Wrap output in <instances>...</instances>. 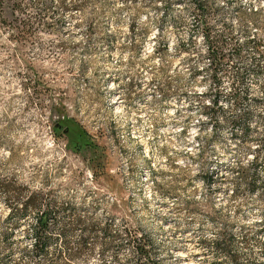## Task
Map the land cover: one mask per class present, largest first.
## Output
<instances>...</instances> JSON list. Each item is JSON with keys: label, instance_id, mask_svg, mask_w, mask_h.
<instances>
[{"label": "rangeland", "instance_id": "obj_1", "mask_svg": "<svg viewBox=\"0 0 264 264\" xmlns=\"http://www.w3.org/2000/svg\"><path fill=\"white\" fill-rule=\"evenodd\" d=\"M26 1L33 29L0 24V178L110 224L80 258L136 264L132 233L162 264H264V0Z\"/></svg>", "mask_w": 264, "mask_h": 264}, {"label": "trees", "instance_id": "obj_2", "mask_svg": "<svg viewBox=\"0 0 264 264\" xmlns=\"http://www.w3.org/2000/svg\"><path fill=\"white\" fill-rule=\"evenodd\" d=\"M86 1L71 0L69 5L64 0L61 4L65 8L69 6L74 9L84 6ZM163 1L169 3V0ZM194 3L197 12L202 13L206 1L194 0ZM29 6L31 4L26 0H0V24L15 32L14 35L27 34L34 27L33 23L24 17L29 13ZM8 16L12 19L10 20ZM206 37L208 39L210 37L208 31ZM218 49L214 45L209 48L213 66L219 65L226 57V54L219 52ZM262 69L264 71V64ZM214 77L216 78V75ZM74 122V118L64 115L63 119L52 125V130L57 137H60V133H64L70 138L72 134L70 124ZM79 132L84 144L83 148L96 149V144L87 138L88 132L82 128ZM74 142L77 143L78 140ZM0 190L5 192V201L10 206L9 213L4 218H0V264H110V259L88 260L77 255L78 252L95 245L90 237L97 229L105 235V239L101 242L102 247L110 249V224L102 225L89 220L71 207L70 220L61 221V212L64 208L57 206L53 199L48 200L50 196L44 190H32L29 184L22 183L16 176L0 178ZM29 215L36 217L29 234L32 242L23 245V240L29 235H26L25 229L21 227V219ZM77 230L81 232L80 238L72 240L70 235ZM21 232H24L23 236L20 235ZM128 235L134 237L130 244L140 255L136 264H162L149 256L151 249L149 241H145L143 237L138 240L132 233ZM112 264L116 262L113 261Z\"/></svg>", "mask_w": 264, "mask_h": 264}]
</instances>
